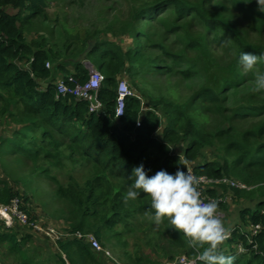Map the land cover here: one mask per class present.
<instances>
[{
  "label": "trees",
  "instance_id": "16d2710c",
  "mask_svg": "<svg viewBox=\"0 0 264 264\" xmlns=\"http://www.w3.org/2000/svg\"><path fill=\"white\" fill-rule=\"evenodd\" d=\"M209 1L199 0L192 4L190 0H155L137 7L133 13L137 28L133 25L125 28L130 33L129 38L133 39V44L128 48L123 41L102 40L98 36L99 31L87 35L83 47L76 53L85 50L86 58L104 76L99 91L104 107L96 113L89 111L87 100L58 91L60 81L71 85V78L80 83L88 79V69L83 62L73 60L74 57L62 61L56 51L59 44L52 45L45 37L29 40L25 36L31 21L44 14L47 0H0V116H6L0 119V123L4 127L8 125V132H11L9 136L7 131L1 130L0 156L11 154L34 163L41 154L54 158V152L59 153L62 147H66L70 159L84 158L93 165L91 177L84 184L80 185L72 178L73 182L59 187L60 196L72 205L62 229L92 233L105 248L108 243L126 245L124 233L118 225L125 223V230L133 231L128 222L130 218L145 215L146 212L154 215L151 198L142 190H138L140 195L136 200H130L127 204L123 202L128 187L135 180L133 168L143 163L149 176L162 169L175 174L178 168L186 170L182 162L188 167V161H192L196 175L220 179L217 185L221 194L231 195L228 203L219 205L224 212L236 214L237 221L233 226L232 237L224 241L220 251L234 257L233 264H264L262 233L253 236L258 243L256 249L247 239L255 224L264 223V98L256 93L243 95L240 104L229 108V112L223 98L224 93L230 94L234 91L233 87L242 81L238 70L240 55L264 54V45L248 39L247 31L240 30L223 10L208 7ZM234 2L246 14H254V20H259L264 28V12L258 10L256 0ZM161 8H174L179 20L196 15L209 33L218 31L217 40L222 33L230 38L237 48L236 57L224 65L210 50L206 37L188 35V44L199 51L202 65L198 70L204 76V82L193 97L177 104L171 100H153L143 95L145 108L141 109L140 99L129 96L123 115L115 118L119 73H138L139 67H160L155 58L144 52L145 45L138 26L160 15ZM170 23L173 31L179 29L175 21ZM71 47V42L67 43L66 51ZM160 47L165 54H169L165 46ZM183 56V53L174 54L173 59L180 61ZM49 61L52 67L46 66ZM190 61L192 63L187 65L188 70L183 71L186 76L197 71L193 67L194 62ZM260 62L264 68V60ZM169 70L171 72V68ZM198 101L210 103L215 114L223 118L225 124L216 129H207V120L189 113ZM251 117H261L263 120L249 129L235 126L236 122ZM212 147L219 154L216 160L198 161L203 156L202 151ZM42 171L50 175L46 168ZM51 180L58 182L56 177ZM230 180L239 181L246 187L231 185ZM205 192L211 198H217L219 193L215 187ZM16 196L32 219H37L30 206V196L0 179V203H8ZM235 207L238 208L234 210ZM163 226L162 241L170 259L177 251L197 259L198 251L190 246L183 233L169 226L167 217L164 218ZM35 235L29 231L19 237L15 227L0 223V244H9V251L23 257L24 264H42V261L32 263L34 259L25 250ZM239 243L246 247V252H238ZM149 244L152 253H137L133 257L127 252L131 261L128 263H153L156 244ZM44 247L41 248L45 251L43 256L49 254V259V250H55L53 259L56 264H120L105 252L94 251L88 242L74 237L63 238L56 243L47 239L44 240ZM162 247L161 244L158 246ZM157 263L160 264L154 260V264ZM196 264L200 262L197 260Z\"/></svg>",
  "mask_w": 264,
  "mask_h": 264
},
{
  "label": "rangeland",
  "instance_id": "374dc122",
  "mask_svg": "<svg viewBox=\"0 0 264 264\" xmlns=\"http://www.w3.org/2000/svg\"><path fill=\"white\" fill-rule=\"evenodd\" d=\"M153 1L155 0H47L48 5L44 14L37 16L31 21V25L26 28L25 36L29 40L45 37L50 44H59L56 51L62 61L74 57L73 60H80L88 70H96L92 62L86 58L85 50L76 53L83 47V41L86 36L99 31L98 36L102 40L114 39L120 43L123 41L128 48L133 44V39L129 38L130 33L125 31V28H129L131 25L137 28L138 23L133 20L135 9ZM190 1L194 4L199 0ZM234 1L211 0L207 6L214 10H223L237 24L240 30L247 31L248 39L264 45V28L260 21L254 20V14L251 15L252 13H249L248 15L238 9ZM256 2L258 3V0ZM160 10V15L150 18L149 21L141 22L138 26V29L142 32L141 40L145 45L144 52L146 55L155 58L160 67H139L138 73L131 74L127 71H122L117 76V81L125 77L135 91L142 96H147L153 100L165 99L182 104L190 97H193L195 91L204 82L203 73L198 70L202 65L199 51L188 44L190 41L188 35L206 37L210 50L224 65L234 60L237 48L233 45L230 38H227L223 33L217 40L218 31L209 33L203 22L196 15H190L185 19L179 20L174 13V8H161ZM252 12L254 13V11ZM171 21H175L180 26L178 30L173 31L171 29ZM64 42L66 45L69 42L72 44V47L67 51L65 49L66 45H63ZM153 42L155 45H152ZM160 46H165L169 54H165L160 49ZM180 53L184 54L183 58L180 61L175 60V62L173 59L174 54ZM190 60L194 62L193 67H196L197 71L186 76L183 71L187 69V65L192 63ZM239 65L238 70L242 81L233 87V92L230 94L224 93L223 95L224 103L228 107L227 112L240 104L243 95L256 93L264 98V89L259 92L254 91L256 73H264L261 62L259 61L248 74H244L240 63ZM52 66V62L49 61V67ZM169 68H171V72ZM70 69L74 70V67L70 66ZM60 76L63 75L60 74ZM189 113L193 116H198L201 120H207L208 124L205 127L209 130L219 128L225 124L224 119L215 114L210 103L198 101ZM4 117L6 116H0V119ZM262 120L261 117H251L247 120L236 122L235 126L239 129H249L260 124ZM8 121L13 124L10 118H8ZM6 126L4 127L0 123V133L4 129L7 131V135L11 136V132H8L10 127ZM62 140L64 141L65 139ZM202 152L203 156H200L198 161L205 159L214 161L217 158L216 156H219L214 147L205 148ZM9 156L12 158H9ZM9 156H0V179L5 180L14 188L17 187L21 192L23 191L30 196V206L33 208L38 220L48 222L51 225L55 224L59 228V225L55 222L65 223V218L70 215L72 209V205L67 199L58 193L59 187L67 186L72 181V178L78 181V184H84L87 178L91 177L93 165L84 158L76 157V160L70 159L69 149H66V147H62L59 153L54 152V158H47L41 154L34 163L26 161V159H19L15 155L9 154ZM188 165L192 167L193 162L188 161ZM43 168L49 170L50 175L44 173L42 171ZM32 171L33 173H31ZM25 177L28 178L22 181ZM52 177H56L58 182L51 180ZM220 182L221 180L218 181V183ZM218 183L215 184V187L219 185ZM225 202L223 204H226ZM237 208L235 207L234 210ZM220 209L224 213L222 216L224 224L231 229L233 223L236 222H234L232 217V211H229L230 215L225 217L227 213L221 207ZM128 222H130L129 226L133 227V231H126L125 223L118 225V228L124 233L123 238L126 241V245L118 247V245L108 243L106 246L111 253L112 259L120 264H130L128 263L131 262L130 258L125 256L126 252L132 254L133 257L137 256V253L140 255L143 252H147L146 254L152 253V246L149 243L154 244L155 241L162 240L164 236V221L159 228L155 226L154 222L149 221L145 215L132 217ZM40 239L43 238L34 236L27 245L28 247L25 248L30 256H36L33 253L36 250L35 248L40 247L42 242L44 243ZM157 247L152 256L153 263L150 264H154V260L158 257L160 264L170 259L167 253L164 254L163 248ZM8 251L9 247L6 244H0V264H24L23 258L19 254L9 253ZM170 253L173 252L171 251ZM178 255L186 254L183 251H177L173 256L176 257ZM48 256L49 254L41 259H44L42 264H55L53 254L50 255V259ZM35 260L39 261V257L36 256Z\"/></svg>",
  "mask_w": 264,
  "mask_h": 264
},
{
  "label": "clouds",
  "instance_id": "9594fccd",
  "mask_svg": "<svg viewBox=\"0 0 264 264\" xmlns=\"http://www.w3.org/2000/svg\"><path fill=\"white\" fill-rule=\"evenodd\" d=\"M244 2L248 3L249 0H244ZM258 10L264 12V0H258ZM260 60H264V54L257 56L253 53H242L239 61L244 74L251 72ZM96 70L99 71L97 68ZM89 72L90 70H88V77ZM122 79L126 78L122 77L119 81ZM103 81L104 76L102 83ZM130 87L135 91L131 85ZM262 89H264V73L257 72L254 91L259 92ZM134 96L140 99L141 109L145 108L144 97L137 92ZM103 107L102 102V109ZM102 109L91 111L89 108V111L97 113ZM114 117L119 118L120 116L116 117L114 113ZM181 164L186 166L187 171L178 168L175 174H170L162 169L152 176L147 174L143 163L135 166L132 171L135 180L128 187L123 202L127 204L130 200H136L140 195L138 190H142L150 196L151 208L154 209V215L145 213L147 219L159 228L164 218L167 217L169 226L183 233L188 238L190 246L198 251L197 260L200 264H233L234 257L226 256L220 251V246L228 238L229 232L218 214L219 201L215 198H207L205 202L199 187L202 179L192 174L186 163ZM200 249L203 250L199 251Z\"/></svg>",
  "mask_w": 264,
  "mask_h": 264
},
{
  "label": "built area",
  "instance_id": "2783aa9c",
  "mask_svg": "<svg viewBox=\"0 0 264 264\" xmlns=\"http://www.w3.org/2000/svg\"><path fill=\"white\" fill-rule=\"evenodd\" d=\"M47 66L49 63L47 62ZM72 84H66L63 81L58 83V91L62 94H72L75 98L85 99L89 102V108L91 111H99L102 109V102L99 99V89L102 84L103 76L97 70H90L89 77L85 82H78L73 78L70 79ZM74 83V84H73ZM136 92L130 87L129 83L126 79H122L118 83L117 87V101H116V111L115 116L119 117L123 114L125 108L126 97L134 96ZM140 122L138 120L137 125ZM188 169L191 170V173H194L191 166L188 165ZM187 171V168L186 170ZM202 179L200 184V190L202 192L203 198H205V202H207V198H211L206 194V189L215 187L216 183L220 181V179L212 178L207 175H196ZM227 179H223L226 181ZM231 185L236 187L245 188L246 186L239 181H232L229 182ZM219 201V203H223L227 201V197L223 195L217 196L215 198ZM220 209V205H218V214L221 216L224 215ZM0 219L3 220V223L6 227H12L14 223H19L22 227L33 232L36 235L43 236L49 239L52 242H57L63 238H78L82 241L88 242L92 249L97 252H105L107 255L111 256V253L108 251L107 248L103 247L101 242L95 237L92 233H83L81 231H71V230H64L62 228H58L55 225H51L45 222H41L38 219H32L30 214L22 207L21 200L19 197H13L8 203H0ZM264 223H257L253 226L252 232L248 235V243H253L252 247L254 249L258 248V243L254 241L253 236L262 233L263 235V242H264ZM225 225V224H224ZM225 228L228 230L229 235L228 238L225 240H229L232 237L233 226L231 229L225 225ZM238 252H246V247L239 243L237 246ZM196 258H189L187 255H178L172 259L165 260L161 264H196Z\"/></svg>",
  "mask_w": 264,
  "mask_h": 264
},
{
  "label": "crops",
  "instance_id": "0c3cea01",
  "mask_svg": "<svg viewBox=\"0 0 264 264\" xmlns=\"http://www.w3.org/2000/svg\"><path fill=\"white\" fill-rule=\"evenodd\" d=\"M217 190H218V192H219V194L218 195H223V196H226L227 197V201L225 202V203H228L229 202V200L231 199V195L229 194V193H222L221 194V189L217 186V187H215ZM230 215V213H227L226 215H225V217L226 216H229ZM236 214H234L233 213V218H234V222L235 221H237V218H236ZM235 218H236V220H235ZM2 222V220L0 219V223ZM57 225H59V227H62L63 226V222H55ZM236 224V222L235 223H233V226ZM55 225V224H54ZM231 225V224H230ZM232 226V225H231ZM15 227V231L16 232H18V236L19 237H22V236H24L27 232H29V231H27V229H25L24 227H22L21 225H19V223H14L13 224V226H12V228H14ZM158 230H160V229H158ZM24 231H26V232H24ZM35 236H39V235H35ZM44 240H47L45 237H43V236H41ZM43 239H40L41 241H44ZM49 240V239H48ZM158 242H161L160 244H161V247H162V245H163V249H164V254H165V251H167V250H165L166 249V246H165V244L163 243V241L162 240H160V241H155L154 242V244H156V246L154 247L155 249H156V247H157V245L158 246H160V244L158 243ZM167 243V242H166ZM8 247H11L9 244H6ZM54 245V244H53ZM120 245H118V247H119ZM122 246H124V245H122ZM28 247V246H27ZM54 247V246H53ZM41 248H43V249H45L46 247H44V243L42 242V244L40 245V247L37 249V248H35L36 250H34V254H36V256L37 257H39V261L44 257L43 255L45 254V251L44 250H42ZM51 248V247H50ZM50 248H47V250H49ZM158 248V247H157ZM55 249V248H54ZM49 251H51V254H54L55 253V250H53V248H51ZM169 251V250H168ZM9 253H11L10 251H8ZM27 252V251H26ZM127 253V252H126ZM36 256H31L33 259H34V261L32 262V263H38L39 261H36L35 260V257ZM126 257H128L127 256V254L125 255ZM23 258V257H22ZM54 260V259H53ZM158 261L159 260V257L157 258V259H155V261ZM41 261H43V260H41ZM43 263V262H42ZM54 263H55V260H54ZM56 264V263H55Z\"/></svg>",
  "mask_w": 264,
  "mask_h": 264
}]
</instances>
